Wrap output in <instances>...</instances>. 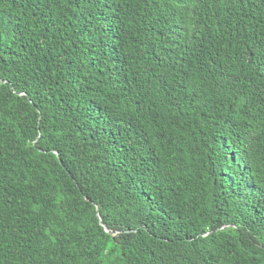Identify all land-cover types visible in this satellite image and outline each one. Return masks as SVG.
<instances>
[{
	"label": "trees",
	"instance_id": "obj_1",
	"mask_svg": "<svg viewBox=\"0 0 264 264\" xmlns=\"http://www.w3.org/2000/svg\"><path fill=\"white\" fill-rule=\"evenodd\" d=\"M0 264H264V0H0Z\"/></svg>",
	"mask_w": 264,
	"mask_h": 264
}]
</instances>
